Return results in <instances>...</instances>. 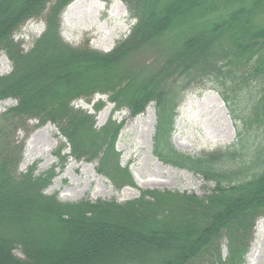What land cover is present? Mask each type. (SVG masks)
I'll use <instances>...</instances> for the list:
<instances>
[{"label": "trees", "instance_id": "16d2710c", "mask_svg": "<svg viewBox=\"0 0 264 264\" xmlns=\"http://www.w3.org/2000/svg\"><path fill=\"white\" fill-rule=\"evenodd\" d=\"M73 1L0 0V53L11 64L0 102H15L0 115V264H244L264 218V0H120L135 23L108 53L63 41L61 16ZM31 20L44 31L24 51L14 37ZM206 87L235 140L190 157L171 142L177 109ZM96 95L133 116L153 104V156L212 184L209 193L63 203L45 194L52 171L17 173L15 134L34 121L55 126L60 151L94 163L115 190L134 186L115 149L122 125L97 129L94 115L72 105Z\"/></svg>", "mask_w": 264, "mask_h": 264}, {"label": "rangeland", "instance_id": "374dc122", "mask_svg": "<svg viewBox=\"0 0 264 264\" xmlns=\"http://www.w3.org/2000/svg\"><path fill=\"white\" fill-rule=\"evenodd\" d=\"M78 1L80 4L67 13L70 5ZM70 5L61 16V37L72 47L88 44L90 49L100 53L110 52L129 34L135 23L129 19L120 0H110L109 3L75 0ZM117 11L119 17H116ZM43 31L44 23L31 20L16 33L14 40L21 42L23 50L28 51ZM9 69L4 54H0V75ZM98 102L101 103L100 110L95 112L93 105ZM14 105L12 100L0 102V115ZM73 105L94 115L97 129L109 119L122 125L115 149L120 154V166L128 169L134 186L115 190L109 180L97 174L94 163L76 161L68 156L69 150L60 151L65 141L60 139L55 126L48 123L36 128V122L30 121L27 132L15 134V145L22 147L17 173L24 174L33 169L34 175L38 176L52 171L53 178L45 191L47 196L55 195L63 203L81 200L124 203L138 198L141 191L167 190L202 198L213 188L201 177L164 165L153 156V104L135 116L126 109L113 112L114 106L106 96L96 95L91 102L78 100ZM234 140V123L219 96L210 87L190 91L177 109L171 138L173 147L182 154L196 157L228 147ZM13 253L21 258L19 251ZM244 264H264V219L256 223Z\"/></svg>", "mask_w": 264, "mask_h": 264}, {"label": "bare ground", "instance_id": "6f19581e", "mask_svg": "<svg viewBox=\"0 0 264 264\" xmlns=\"http://www.w3.org/2000/svg\"><path fill=\"white\" fill-rule=\"evenodd\" d=\"M80 3H79V1L77 2V3H73L72 5H70V7L68 8V11H67V13H69L70 11H72L76 6H78ZM120 16V14H119V12L117 11V13H116V17H119ZM152 125H153V123H152ZM29 142H31V140L29 141ZM50 148H52V147H50ZM50 150V149H49ZM48 150V151H49Z\"/></svg>", "mask_w": 264, "mask_h": 264}]
</instances>
